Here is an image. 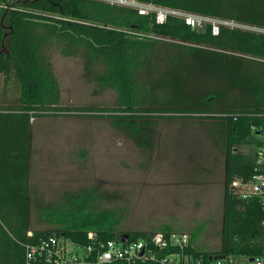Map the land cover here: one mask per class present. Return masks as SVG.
I'll return each mask as SVG.
<instances>
[{"label":"trees","instance_id":"obj_1","mask_svg":"<svg viewBox=\"0 0 264 264\" xmlns=\"http://www.w3.org/2000/svg\"><path fill=\"white\" fill-rule=\"evenodd\" d=\"M142 1L264 26V0ZM170 48L177 52L173 71L163 68L155 88L145 74L152 77L162 69L156 58L167 60ZM51 49L65 57H81L84 76L97 86L93 92L114 90L115 104L63 105ZM253 57H264L262 33L220 26L213 34L209 25L195 29L174 16L157 23L153 15L97 0H29L19 9L0 11V77L4 89L13 86L16 91L11 104H0V264H25V244L49 235L82 245L90 242V231L104 240L120 238L116 225L125 215V206H100L112 198L109 192L86 186L48 201L30 195L33 119L71 114L107 117L112 128L146 152L154 146L157 119H195L226 156L225 188L219 249L196 247L190 234L186 250L205 259L214 253L263 256L264 203L256 196L239 197L227 188L233 175H251L255 148L263 144L264 62ZM242 144L252 146L248 154L235 150ZM32 210L48 226L31 227ZM172 230L164 224L154 231ZM148 232L126 233L134 240L147 237Z\"/></svg>","mask_w":264,"mask_h":264},{"label":"rangeland","instance_id":"obj_2","mask_svg":"<svg viewBox=\"0 0 264 264\" xmlns=\"http://www.w3.org/2000/svg\"><path fill=\"white\" fill-rule=\"evenodd\" d=\"M50 55L63 105L115 104L114 90L93 92L97 86L84 76L81 57H65L56 49ZM176 55L170 48L167 60L156 58L162 69L152 77L145 74L153 87L158 88L163 68L172 70ZM167 94L172 96L169 89ZM14 97V87L4 89L0 77V104H11ZM247 146L234 147L245 152ZM224 158L195 119H157L154 146L146 152L112 128L107 117L38 116L31 124L30 195L48 201L63 191L95 186L112 194L100 206H125L118 233L154 231L167 224L194 235L196 247L216 251L221 244ZM30 225L48 226L33 210Z\"/></svg>","mask_w":264,"mask_h":264},{"label":"built area","instance_id":"obj_3","mask_svg":"<svg viewBox=\"0 0 264 264\" xmlns=\"http://www.w3.org/2000/svg\"><path fill=\"white\" fill-rule=\"evenodd\" d=\"M29 0H0V11L19 9ZM112 5L134 9L141 15H153L157 23L164 22L168 16L182 19L185 24L195 29L210 26L217 34L220 26L239 28L264 34V26L251 25L232 19L218 18L196 12L169 7L151 1L142 0H97ZM143 36V32L132 31ZM149 35V34H148ZM249 57V56H248ZM264 62V57L256 58ZM263 144L255 148L253 172L247 178L233 175L227 185L228 191L242 198L259 197L264 203V129L260 133ZM264 225V222H263ZM31 235V231H27ZM90 242L86 245L75 243L66 238L49 235L35 243L25 244V264H77L94 260L99 263L125 261L127 264L136 260H155L160 264H264V255L259 257L222 256L218 259L204 258L187 251L190 234L183 230L169 232L150 231L147 237L126 241L121 239L104 240L88 232ZM159 252H165L158 255Z\"/></svg>","mask_w":264,"mask_h":264},{"label":"crops","instance_id":"obj_4","mask_svg":"<svg viewBox=\"0 0 264 264\" xmlns=\"http://www.w3.org/2000/svg\"><path fill=\"white\" fill-rule=\"evenodd\" d=\"M184 123V122H183ZM251 145H248L247 146V149H246V151L245 152H243V151H240V153H243V154H248L249 152H250V150H251ZM219 151V150H218ZM220 152V151H219ZM221 170H222V168H221ZM223 174H224V177H225V171H226V156H225V158H224V165H223ZM224 188H225V186L223 187V190H222V193H221V200H222V197H223V191H224Z\"/></svg>","mask_w":264,"mask_h":264},{"label":"water","instance_id":"obj_5","mask_svg":"<svg viewBox=\"0 0 264 264\" xmlns=\"http://www.w3.org/2000/svg\"><path fill=\"white\" fill-rule=\"evenodd\" d=\"M120 239H121V241H126L128 239V234L127 233H121ZM222 256H223V254H221V253H214L211 257L213 259H218V258H221Z\"/></svg>","mask_w":264,"mask_h":264}]
</instances>
